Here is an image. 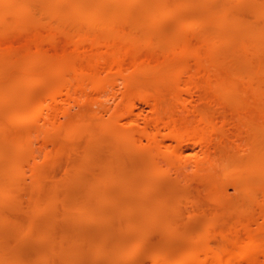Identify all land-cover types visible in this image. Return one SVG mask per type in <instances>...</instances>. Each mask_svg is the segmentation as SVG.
Returning <instances> with one entry per match:
<instances>
[{"label":"bare ground","instance_id":"6f19581e","mask_svg":"<svg viewBox=\"0 0 264 264\" xmlns=\"http://www.w3.org/2000/svg\"><path fill=\"white\" fill-rule=\"evenodd\" d=\"M0 264H264V0H0Z\"/></svg>","mask_w":264,"mask_h":264},{"label":"rangeland","instance_id":"374dc122","mask_svg":"<svg viewBox=\"0 0 264 264\" xmlns=\"http://www.w3.org/2000/svg\"><path fill=\"white\" fill-rule=\"evenodd\" d=\"M65 167H66V161H65V159H63V160L59 163V165H58V167H57V175H58V176H61V175L64 173ZM21 223H22L24 226H26V225L28 224V218H22V219H21Z\"/></svg>","mask_w":264,"mask_h":264}]
</instances>
